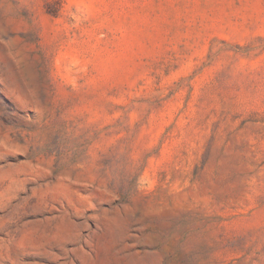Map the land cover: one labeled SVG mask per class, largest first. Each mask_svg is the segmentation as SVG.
<instances>
[{
	"label": "rangeland",
	"instance_id": "obj_1",
	"mask_svg": "<svg viewBox=\"0 0 264 264\" xmlns=\"http://www.w3.org/2000/svg\"><path fill=\"white\" fill-rule=\"evenodd\" d=\"M0 264H264V0H0Z\"/></svg>",
	"mask_w": 264,
	"mask_h": 264
}]
</instances>
